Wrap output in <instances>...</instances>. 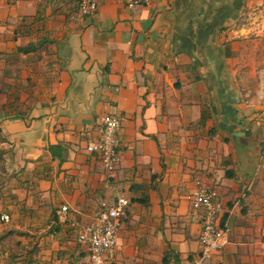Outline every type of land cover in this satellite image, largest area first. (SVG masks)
<instances>
[{"label":"crops","instance_id":"obj_1","mask_svg":"<svg viewBox=\"0 0 264 264\" xmlns=\"http://www.w3.org/2000/svg\"><path fill=\"white\" fill-rule=\"evenodd\" d=\"M77 6L0 0V144L14 174L0 220L35 233L37 262L26 264H89L78 233L122 195L108 264H189L201 250L198 179L216 186L231 227L205 264H264V107L246 98L249 66L264 61L253 39L264 0H101L73 18ZM106 111L124 117L115 178L86 149Z\"/></svg>","mask_w":264,"mask_h":264},{"label":"built area","instance_id":"obj_2","mask_svg":"<svg viewBox=\"0 0 264 264\" xmlns=\"http://www.w3.org/2000/svg\"><path fill=\"white\" fill-rule=\"evenodd\" d=\"M127 6L135 8L149 3L151 0H121ZM101 0H78L73 18L94 14ZM124 117L112 112H104L98 118L95 134L90 138L86 149L96 155L102 162L109 178H115L121 167L123 156V137L121 129ZM192 211L202 224L200 236L201 250L189 264H205L215 254L222 251L231 242V227L222 223L224 203L219 197L215 185L202 179L196 181L192 194ZM130 202L122 195L111 206L105 207L98 218L88 223L78 233L79 242L88 251L89 264H108L115 260L119 242L120 220L127 216ZM68 207L63 206L58 212L59 222L67 221ZM3 222H10L11 216L3 214Z\"/></svg>","mask_w":264,"mask_h":264},{"label":"rangeland","instance_id":"obj_3","mask_svg":"<svg viewBox=\"0 0 264 264\" xmlns=\"http://www.w3.org/2000/svg\"><path fill=\"white\" fill-rule=\"evenodd\" d=\"M259 23V22H258ZM261 27V26H260ZM262 29V27L260 28ZM253 39H263L264 42V32L257 33L253 35ZM258 54H261L260 49H258ZM250 67L252 71V77L248 80L247 85L250 87V93L246 98H249L255 106L259 108L264 107V61H255ZM1 143V141H0ZM0 150H5L0 144ZM6 151V150H5ZM6 158V156H5ZM11 174L8 170L7 159L0 162V192L6 186L7 182L10 180ZM3 209H0V214ZM20 219L15 217L12 221L4 224L0 220L2 227H5L6 237L0 242V264H26L28 261L37 262L36 257V238H33L35 233H30V227L27 229L15 230V225L19 224ZM32 232H35L32 227ZM11 234V235H10ZM10 235V237H9ZM25 235V236H23Z\"/></svg>","mask_w":264,"mask_h":264},{"label":"trees","instance_id":"obj_4","mask_svg":"<svg viewBox=\"0 0 264 264\" xmlns=\"http://www.w3.org/2000/svg\"><path fill=\"white\" fill-rule=\"evenodd\" d=\"M30 49H31L30 46L24 48V50H27V51L30 50ZM5 140H6V137H5L4 133H3L2 128L0 127V141L2 142V141H5ZM58 147H59V145H51V146H50V150L52 151L53 154H55V150H56V148H58ZM5 155H6V151H5V150H0V162L6 160ZM227 174H228L229 176H232V175H233V173H232L231 171H227ZM13 175H14V174H11L10 179L13 177ZM140 200H142L144 203H145V201L148 202L147 197H145L144 199H140ZM129 202H130V200H129ZM55 220H56V221L58 220L57 222H59L58 214L55 215ZM55 224H56V223H55ZM57 224H58V223H57ZM59 224H60V223H59ZM5 237H6V234L0 235V242L3 241V239H4ZM167 257H168V256L165 257V261H167Z\"/></svg>","mask_w":264,"mask_h":264}]
</instances>
